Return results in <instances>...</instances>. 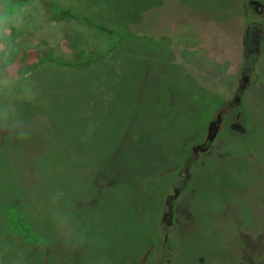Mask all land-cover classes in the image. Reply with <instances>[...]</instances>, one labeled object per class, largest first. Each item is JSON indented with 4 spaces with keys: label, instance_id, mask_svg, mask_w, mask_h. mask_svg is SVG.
<instances>
[{
    "label": "rangeland",
    "instance_id": "rangeland-1",
    "mask_svg": "<svg viewBox=\"0 0 264 264\" xmlns=\"http://www.w3.org/2000/svg\"><path fill=\"white\" fill-rule=\"evenodd\" d=\"M255 1L0 0L16 25L0 264H264ZM88 54L99 58L86 67L44 59Z\"/></svg>",
    "mask_w": 264,
    "mask_h": 264
},
{
    "label": "clouds",
    "instance_id": "clouds-1",
    "mask_svg": "<svg viewBox=\"0 0 264 264\" xmlns=\"http://www.w3.org/2000/svg\"><path fill=\"white\" fill-rule=\"evenodd\" d=\"M14 17L6 14H0V95L7 96L15 83V75L13 72V64L11 57L13 48L9 42L11 36ZM12 118V113L9 109L0 108V121H7ZM0 126H3L0 124ZM10 130H15L12 128ZM18 137L25 138L26 132L23 129L17 133ZM67 223V222H66Z\"/></svg>",
    "mask_w": 264,
    "mask_h": 264
},
{
    "label": "trees",
    "instance_id": "trees-1",
    "mask_svg": "<svg viewBox=\"0 0 264 264\" xmlns=\"http://www.w3.org/2000/svg\"><path fill=\"white\" fill-rule=\"evenodd\" d=\"M53 13L58 17L71 18V19L78 20L81 23H83L84 25L91 27V28H95L96 30H98L100 32H105L108 34H115L114 29H111V28H109L103 24L95 23L92 21V19L89 16H87L85 14H79V13L74 12L68 8L55 7ZM96 58H99V57L88 54V55L81 56V57H79V59L74 60V61L63 59L60 56H48L44 59L53 61L57 64H63V65H67V66L86 67ZM42 62H43V59L42 60L40 59L37 63H33L30 68H33L37 64H40Z\"/></svg>",
    "mask_w": 264,
    "mask_h": 264
},
{
    "label": "flooded vegetation",
    "instance_id": "flooded-vegetation-1",
    "mask_svg": "<svg viewBox=\"0 0 264 264\" xmlns=\"http://www.w3.org/2000/svg\"><path fill=\"white\" fill-rule=\"evenodd\" d=\"M252 3H257V1L255 0H251ZM255 29L254 25L248 24L247 25V30H246V35H245V43H246V47L247 50L250 51L251 48L254 49V38L250 35L253 30ZM169 203V200L167 201ZM171 211V209H170Z\"/></svg>",
    "mask_w": 264,
    "mask_h": 264
}]
</instances>
